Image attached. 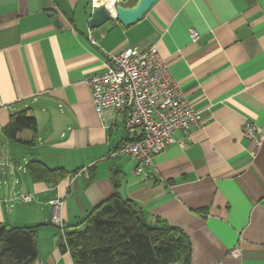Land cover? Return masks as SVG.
I'll list each match as a JSON object with an SVG mask.
<instances>
[{"label": "crops", "instance_id": "obj_1", "mask_svg": "<svg viewBox=\"0 0 264 264\" xmlns=\"http://www.w3.org/2000/svg\"><path fill=\"white\" fill-rule=\"evenodd\" d=\"M91 12L90 0H0V223L37 225L33 264H73L64 233L118 195L151 225L185 232L188 264H264V139L243 133L245 121L264 130V0H157L126 27L110 18L90 28ZM133 45L156 46L201 118L174 132L183 145L157 155L147 178L134 175L135 159L112 155L137 136L122 114L97 112L83 82L102 71V51ZM26 108L34 137L6 138L9 115ZM30 160L68 174L33 181ZM56 198L61 227L49 221Z\"/></svg>", "mask_w": 264, "mask_h": 264}, {"label": "built area", "instance_id": "obj_2", "mask_svg": "<svg viewBox=\"0 0 264 264\" xmlns=\"http://www.w3.org/2000/svg\"><path fill=\"white\" fill-rule=\"evenodd\" d=\"M90 0L93 10L100 5ZM119 0H112V8ZM189 37L197 40L198 33L189 29ZM94 43L93 40H90ZM102 71L84 79L88 87L91 101L101 113L112 111L122 114L124 128L136 134V138L122 143L115 153L125 154L137 161L133 173L144 178L149 177L148 170L154 167V158L166 147L183 140H176L175 131L187 133L190 127L197 126L200 115L196 112L185 93L172 79L167 62L159 55L155 45L146 49L128 46L119 51H102ZM243 133L259 146L264 139L261 130L253 121H245ZM31 193L18 195L19 201L28 203ZM5 202V200H4ZM51 205L50 223L62 226L59 215L61 201L56 198L49 201ZM65 237L63 238V242ZM239 255V247L231 249Z\"/></svg>", "mask_w": 264, "mask_h": 264}, {"label": "trees", "instance_id": "obj_3", "mask_svg": "<svg viewBox=\"0 0 264 264\" xmlns=\"http://www.w3.org/2000/svg\"><path fill=\"white\" fill-rule=\"evenodd\" d=\"M36 128L35 117L26 108L9 115L2 133L21 141V132L29 131L34 137ZM26 169L33 181L53 184L68 174L37 160H30ZM72 227L64 233L61 246L70 252L73 264H188L190 259V240L185 232L167 224L151 225L133 201L118 195L104 199ZM36 236L37 225L0 223V264H33L38 255Z\"/></svg>", "mask_w": 264, "mask_h": 264}, {"label": "water", "instance_id": "obj_4", "mask_svg": "<svg viewBox=\"0 0 264 264\" xmlns=\"http://www.w3.org/2000/svg\"><path fill=\"white\" fill-rule=\"evenodd\" d=\"M156 1L157 0H136L131 6L118 2L115 4L113 10L100 5L92 10L88 25L90 28H95L108 21L110 18H116L123 26H129L139 21ZM54 22L57 23L56 20Z\"/></svg>", "mask_w": 264, "mask_h": 264}, {"label": "bare ground", "instance_id": "obj_5", "mask_svg": "<svg viewBox=\"0 0 264 264\" xmlns=\"http://www.w3.org/2000/svg\"><path fill=\"white\" fill-rule=\"evenodd\" d=\"M112 0H97L96 3H99V4H106L107 7H109L111 10H113L112 8V4H111Z\"/></svg>", "mask_w": 264, "mask_h": 264}]
</instances>
